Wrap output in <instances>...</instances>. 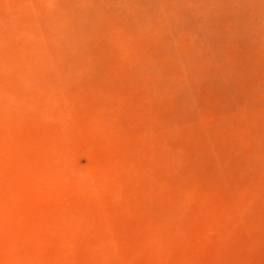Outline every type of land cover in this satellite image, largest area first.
Here are the masks:
<instances>
[{"label":"rangeland","instance_id":"rangeland-1","mask_svg":"<svg viewBox=\"0 0 264 264\" xmlns=\"http://www.w3.org/2000/svg\"><path fill=\"white\" fill-rule=\"evenodd\" d=\"M0 264H264V0H0Z\"/></svg>","mask_w":264,"mask_h":264}]
</instances>
